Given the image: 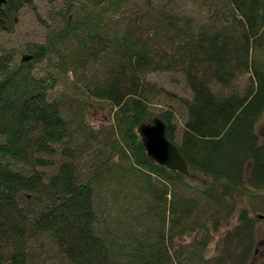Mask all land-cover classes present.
Wrapping results in <instances>:
<instances>
[{"label": "trees", "instance_id": "obj_1", "mask_svg": "<svg viewBox=\"0 0 264 264\" xmlns=\"http://www.w3.org/2000/svg\"><path fill=\"white\" fill-rule=\"evenodd\" d=\"M34 1L7 0L0 31H11ZM58 1L50 18L59 25H48L47 45L26 49L32 60L0 58V264L36 263L32 249L43 241L61 264H209L205 236L233 215L216 264H264L255 231L264 220V0H205L217 10L207 24L181 15L172 0L137 8L131 0ZM57 42L77 55L57 60ZM50 54L61 73L101 71L54 96L55 75L34 74ZM158 70L185 74L192 97L181 100L182 130L173 108L152 110L157 94L147 77ZM243 73V94L215 91ZM94 99L116 110L102 131L87 122ZM156 117L189 176L148 157L139 127ZM189 180L196 187L186 196ZM199 232L205 241L180 245Z\"/></svg>", "mask_w": 264, "mask_h": 264}, {"label": "rangeland", "instance_id": "obj_2", "mask_svg": "<svg viewBox=\"0 0 264 264\" xmlns=\"http://www.w3.org/2000/svg\"><path fill=\"white\" fill-rule=\"evenodd\" d=\"M63 0H61L62 2ZM146 0H131L132 8H137L138 4L142 6ZM150 4L153 6H161V0H149ZM61 3L58 0H35L33 7H25L20 14L18 15L17 21L14 23L11 31H0V58L5 56H13L15 61H22V55H32L33 51L38 48L48 44L49 28L48 25H54L52 18L50 16H55L57 10L55 7H59ZM171 7L176 9L181 15L185 17H190L194 19L199 24H207L211 22L214 16L212 14L217 13L214 8L205 3V0H172ZM222 14V15H221ZM221 14H216V17L225 19L226 15L222 11ZM220 19V18H219ZM47 22L44 24L43 22ZM58 26L59 23H56L55 26ZM151 38V37H150ZM166 49H169L170 46L165 42ZM55 50V58L61 60V56L64 54H76V47L72 45L67 48L61 47V44L57 42ZM32 49L33 51L27 52L26 49ZM171 51V50H168ZM75 55V58H76ZM40 58L42 55H38ZM51 54L46 56L40 62H37L34 67V74L39 77L50 76L53 80L55 75L56 82L53 84L52 94L58 96L61 93H64L65 90H71L72 83L85 81L88 77L92 76V72H100L98 65H93L89 68H82L79 77H76L72 71H69L67 74L61 73L56 66L55 69L50 67L49 60L51 59ZM51 72V73H50ZM99 77L96 76V79ZM79 79V80H78ZM148 86L156 88L155 97L153 98L152 110L155 112L168 111L170 108L177 114V123L180 129H183L185 120L187 118V111L185 105L181 102L182 99H191L192 93L187 85L185 74L174 71H156L149 73L147 77ZM250 81L248 74H241L232 88L220 89L219 85H216L215 91L222 92L223 94H229L232 91H237L239 94H243L247 89ZM64 91V92H63ZM69 92V91H68ZM94 106L91 108L90 112L87 114V122L93 127L95 131H102L106 129V126L112 125L114 121V113L116 110H112V107L108 102L94 99ZM262 124H264V116L262 117ZM179 131V133L181 132ZM90 157L88 158V160ZM41 171L45 169H40ZM46 174H51L53 170L47 169ZM207 183V182H206ZM189 189L185 195L193 194V189L196 187L194 181L189 180ZM197 184V183H196ZM198 185V184H197ZM202 186L200 185L199 189ZM203 188V187H202ZM108 194V193H107ZM262 199L259 198V201ZM264 203V198H263ZM251 201L245 197L241 199V205L245 208H249ZM240 206V203H238ZM252 211V210H251ZM256 212V210H255ZM264 212V208L261 209V206H258L257 213ZM209 217L210 213H207ZM256 215V214H254ZM237 216L233 215L224 220H221L219 228L214 231L211 230L209 236H205L208 241L207 249V259L210 261L209 264H216V258H221L222 254L224 255V249L222 244V239L226 232L235 226L237 223ZM214 227V223L212 224ZM256 235L257 238L264 239V220H260L256 224ZM196 241L203 240L202 232H199L196 236H188L180 240V245L189 247L192 244H195ZM205 241V240H203ZM44 243H35L34 248L37 256H34L33 259L36 263L33 264H61L60 258L57 256L54 246L48 242L43 241ZM264 244H261L260 250L257 255H260L264 248ZM237 256V254H235Z\"/></svg>", "mask_w": 264, "mask_h": 264}, {"label": "water", "instance_id": "obj_3", "mask_svg": "<svg viewBox=\"0 0 264 264\" xmlns=\"http://www.w3.org/2000/svg\"><path fill=\"white\" fill-rule=\"evenodd\" d=\"M7 4V0H0V7ZM32 58L31 55L23 57L24 61ZM139 133L148 157L157 164L186 175L189 167L176 144L167 137V124L159 117L152 123H144L139 127Z\"/></svg>", "mask_w": 264, "mask_h": 264}]
</instances>
